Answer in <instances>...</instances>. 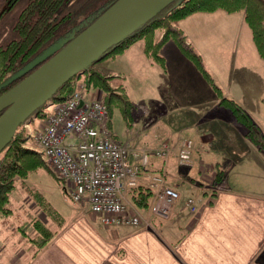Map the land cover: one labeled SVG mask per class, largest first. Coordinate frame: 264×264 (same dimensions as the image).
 I'll use <instances>...</instances> for the list:
<instances>
[{
	"label": "crops",
	"instance_id": "obj_1",
	"mask_svg": "<svg viewBox=\"0 0 264 264\" xmlns=\"http://www.w3.org/2000/svg\"><path fill=\"white\" fill-rule=\"evenodd\" d=\"M177 25L212 77L223 67L231 69L242 64L245 67L250 61L263 70L264 62L258 58L243 11L227 12L220 8L196 11L180 19ZM155 34L158 38L160 31L156 30ZM135 41L113 57L123 56L135 47L139 55L150 60L149 65H158L144 53L142 40L133 46ZM158 66L166 72L165 65ZM191 69L193 83L186 88L172 85L162 90L163 96L170 95V102L163 97L159 100L164 112V116L161 115L163 127L150 132L143 147L157 148L164 141L170 145L166 157H149L139 178V183L147 186L151 175L161 173L165 185L179 192L169 214L159 216L150 212L154 198L152 189L150 203L144 208L135 205L128 196L151 222L145 226L104 225L86 202L76 203L74 212L71 210L67 218L63 213L56 215L57 223H50V226L56 225L50 230L53 235L38 251L29 253L32 243L28 242L26 248H19L6 259L7 264L15 263L18 256L25 254L28 257L23 264H264V152L245 136L243 126L236 130L239 132L236 136L221 135L212 127H206L201 115L192 116L190 120V115L177 113L179 110L175 106L180 105L185 111L210 113L208 118L215 119V111L223 109L220 98L196 67L193 65ZM228 75L226 79L235 80L232 73ZM229 84L217 85L224 96L246 107L233 95ZM101 94L96 89L95 96L101 97ZM234 119L227 118L230 122ZM229 128L232 126L226 124L225 129L230 131ZM184 139L192 141L191 162L182 164L186 168H179L177 153ZM124 142L132 149L141 148L132 136ZM222 148L227 151L225 155L220 152ZM215 166L224 171L220 186L212 182ZM188 196L195 199L197 211L191 212L185 206ZM46 221L44 217L43 222ZM22 222L27 225L28 217ZM13 226H6L10 233L16 228ZM19 230L22 231L20 227ZM1 260L2 256L0 264H4Z\"/></svg>",
	"mask_w": 264,
	"mask_h": 264
},
{
	"label": "rangeland",
	"instance_id": "obj_2",
	"mask_svg": "<svg viewBox=\"0 0 264 264\" xmlns=\"http://www.w3.org/2000/svg\"><path fill=\"white\" fill-rule=\"evenodd\" d=\"M27 1L0 0V45L6 44L10 39L17 36L14 23ZM110 1L65 0L55 11V19L59 20V23L55 28L53 39L57 40L69 32L80 29L90 16L93 18L95 13L104 8ZM178 1L182 0H175L170 6ZM140 41V39H137L133 46L139 44ZM159 53L164 57L166 72L158 65L154 64L155 67L149 65L150 60L139 55L135 47H132L123 56L115 55L113 57L114 53H107L93 62L94 67L110 76L108 80L111 85H121L124 88L131 102L126 113H123L122 104L113 102L111 106L110 128L114 138L124 142L132 136L136 138V142L141 148L145 147V141L149 140L147 135H151L150 132L156 129L160 131L163 127L161 123L164 112L161 111L159 100L163 97L167 102H170V95L163 96L162 90L167 89V87L170 89L172 85L174 87L180 85L186 88L190 83H193V73H190L193 72V69H191L193 65L189 63L190 61L179 51L171 39L166 40L161 45ZM258 58L261 57L258 55ZM244 65L245 67L243 64L236 65L231 69L223 67V70H218L213 74V78L219 86L230 83L233 95L241 99L248 109L242 105L260 123L264 132V68L261 70L259 66H253L251 61ZM207 67H209L208 64ZM213 69L216 71V63L213 64ZM227 73H232L235 80L226 79L225 75L227 78L229 77ZM237 76L238 78H236ZM78 77L79 80L83 79L84 73H79ZM95 95L96 88L93 85L86 86L84 98H94ZM51 106V104L46 103L41 112L31 115L29 121L19 124L20 126L17 127L28 136L29 128H35L38 123L45 120L51 112ZM202 106L207 107L206 105ZM167 107H170V105ZM175 107H178L177 110L179 111L177 113L179 115H186V117L190 115V120H193L192 116L198 117L201 115V121L205 123L206 127H212L213 131L216 130L221 135L232 134L236 136L239 134L236 130L243 126L239 121H235L231 111L223 105L222 110L215 111L216 121L208 118V116H211L210 113L205 115V112L202 111H185L180 108V105ZM175 107L173 108L174 111L176 110ZM218 108H221V106ZM169 113L171 112L169 111ZM227 118L234 119V122L228 121ZM226 124L232 126V128H229L230 131L225 129ZM23 143L34 148L32 146L34 145L33 139L29 137ZM220 152L225 155L227 151L222 148ZM186 165L179 164L178 167L186 168ZM7 206L11 211L6 215L0 214V246H2L0 257L2 256L1 261L4 264H7L6 259L12 253H16L19 248L25 247L28 242L32 243L29 253L36 249L39 241L44 237L42 230L55 229L56 225L50 226V223H57L56 215L63 213L67 218L71 214V210L74 212L76 202L66 193L65 181L56 177L48 165L39 162L28 170L25 177L16 180L9 193ZM142 214L144 215V212ZM27 217V225H23L22 221ZM44 217L47 220L46 222H43ZM36 221L39 222L37 226H35ZM11 224L16 228L14 232L10 233L6 226L9 227ZM19 227L24 233L19 230ZM27 257L26 254L20 255L17 257L19 259L13 264H23Z\"/></svg>",
	"mask_w": 264,
	"mask_h": 264
},
{
	"label": "trees",
	"instance_id": "obj_3",
	"mask_svg": "<svg viewBox=\"0 0 264 264\" xmlns=\"http://www.w3.org/2000/svg\"><path fill=\"white\" fill-rule=\"evenodd\" d=\"M64 1L28 0L20 10L14 23L17 36L10 39L6 44L0 45V84L20 68L21 65L43 50L51 41L55 40L53 39V34L59 23V20L55 19V11ZM219 8L227 12L243 11V17L250 29L256 51L264 60V0L178 1L173 6H169L155 15L142 27L133 34L125 37L105 54L118 53L135 40L141 39L144 53L153 63L164 67V58L159 53V50L166 40H173L220 98L219 103L226 106L234 118L243 125L245 136L259 150L264 152V132L258 123L240 103L223 95L222 89L215 83L210 72L205 67L201 56L187 44L182 30L177 25L180 19L193 12L213 11ZM156 30L160 31L158 38L155 35ZM78 31L79 29L76 30V33ZM82 72L84 73L82 81H84L85 87L93 85L97 90L101 91V99L108 108L109 117L113 102L122 104L120 106L123 113L127 112V107L131 105V102L121 85H111L108 80L110 76L94 67L93 63L88 65ZM78 78L77 74L65 81L47 102L59 101L70 95L76 87ZM8 86L0 89V92ZM41 111L42 108L36 113ZM26 138L27 136L17 127L9 143L0 151V214L2 215H6L11 211L7 206V202L9 200V193L14 187L16 180L25 177L28 170L39 162L47 165L38 150L24 145L23 141ZM223 172L221 167L215 166L214 177L212 179L213 184L221 185L220 182L222 181ZM151 197L152 190L139 182L129 192L131 201L140 208L147 207ZM38 223L36 221V226ZM42 232L44 237L39 241L38 247L32 251L33 254L53 235L49 229L47 231L42 230Z\"/></svg>",
	"mask_w": 264,
	"mask_h": 264
},
{
	"label": "built area",
	"instance_id": "obj_4",
	"mask_svg": "<svg viewBox=\"0 0 264 264\" xmlns=\"http://www.w3.org/2000/svg\"><path fill=\"white\" fill-rule=\"evenodd\" d=\"M85 83L77 86L66 98L51 102L45 120L28 130L36 150L54 174L65 181L69 197L76 203L88 204L104 225L151 224L137 206L128 200L150 156L164 158L170 145L162 142L157 148L132 149L114 138L108 108L101 97L85 99ZM31 147V146H30ZM192 141L179 144L178 163L191 162ZM147 187L154 191L150 212L167 216L179 192L165 185L161 173L150 176ZM185 206L197 211L195 199L188 196Z\"/></svg>",
	"mask_w": 264,
	"mask_h": 264
},
{
	"label": "water",
	"instance_id": "obj_5",
	"mask_svg": "<svg viewBox=\"0 0 264 264\" xmlns=\"http://www.w3.org/2000/svg\"><path fill=\"white\" fill-rule=\"evenodd\" d=\"M175 0H113L79 31L53 41L0 84V151L71 77L100 59ZM78 30V29H77Z\"/></svg>",
	"mask_w": 264,
	"mask_h": 264
}]
</instances>
